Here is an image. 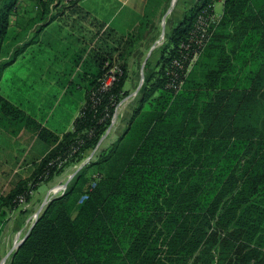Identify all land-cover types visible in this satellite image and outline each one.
I'll use <instances>...</instances> for the list:
<instances>
[{
	"label": "trees",
	"instance_id": "1",
	"mask_svg": "<svg viewBox=\"0 0 264 264\" xmlns=\"http://www.w3.org/2000/svg\"><path fill=\"white\" fill-rule=\"evenodd\" d=\"M168 1L147 0L138 30ZM21 3L0 7V59L15 48L0 71L25 51L16 45L27 32L63 15L52 30L78 33L37 39L24 69L38 79L21 82L31 89L59 76L55 85L81 90L83 104L72 129L58 133L43 125L46 113L37 119L0 93V130L9 138L28 131L45 147L27 164L29 176L0 194V235L40 186L101 145L129 96L143 37L98 21L82 1L26 0L30 12ZM203 11L216 17L197 32ZM166 41L125 133L45 206L8 264H264V0H201Z\"/></svg>",
	"mask_w": 264,
	"mask_h": 264
},
{
	"label": "rangeland",
	"instance_id": "2",
	"mask_svg": "<svg viewBox=\"0 0 264 264\" xmlns=\"http://www.w3.org/2000/svg\"><path fill=\"white\" fill-rule=\"evenodd\" d=\"M7 1L9 0H0V3L3 5ZM180 1H188L187 4L190 2L186 9L191 10V7L196 3L197 0H170L163 16V21L161 19L160 26H162V23L165 24L169 17L173 16V12L177 5H179L178 3H180ZM19 9L30 12L33 7L30 3L28 4L23 1L19 5ZM222 10L223 2L218 1L215 4L216 14L220 16ZM15 18L18 20L19 14H17ZM180 21L181 19L178 18L175 25L176 28L178 27ZM16 23L17 22L14 23V27ZM172 34L173 31H170L166 37H164V40L159 41V43L162 44H159L160 46L158 45L156 52L154 49L149 55L148 53L150 51V46L147 45L146 47L141 46L139 58L135 53L137 59L136 62L133 60L130 65V77L125 85V90L129 91V96L119 104L117 112L112 120V124L103 137L101 145L98 148L92 150L80 164L69 168L62 176L53 182L40 186L32 203L28 205L24 204L20 212L17 211L10 217V220L1 231L0 235V264L9 263L15 246L22 239H24L26 235H28L35 221L43 212L45 206L53 199L63 195L73 183L74 177L79 173L84 172V169L90 165V162L97 159L96 155L101 150H110L114 148L119 138L125 133L134 110L138 107L144 87L151 77V74L159 66L156 65V58L159 56V54L163 53V49L165 48L167 42L166 40ZM82 38H84L85 43L88 42L87 45H93L92 41L89 42V36H83ZM32 49L29 50L26 48L25 51H23L17 57V64L10 70L6 69L0 71V79L3 77V81L0 86V93L10 100L17 101L18 104L21 102V106L31 109V111L33 110V116L36 117L37 115V119H41V116L45 115L46 113V118L42 119L41 121L47 123L48 127L57 128V126H60L57 128V130H59L58 132L64 130L63 127L71 130L72 124L75 118L78 116L80 108L83 104L82 91L77 90L73 93L64 95V90L53 83L48 84L47 80L46 85H38L31 89H27L25 87V83L21 82V79L25 81H27L28 78L32 81L38 79V77H30L26 72V69H24V62L25 60L27 61V56ZM8 51L10 54L7 57H2L0 59V65L5 63L11 57V55H13L15 48H12L11 46ZM151 59L153 62L150 61ZM147 62L149 63L147 64ZM13 64L7 65L10 67ZM53 98L55 99L53 100ZM51 106H53V111H49ZM31 137H33V134L21 137L19 139L9 138L8 135L6 136L4 134L3 130H0L1 195L3 193H7L20 177L27 178L29 176L27 164L32 161L33 155H35V157H40L44 153L45 149H42L44 144H38L35 138L33 139ZM107 138L108 140H106ZM30 139L31 142H29ZM104 140H106V142H104L105 144L103 143ZM92 172L93 170H89V174H92ZM71 173H74V177L70 176Z\"/></svg>",
	"mask_w": 264,
	"mask_h": 264
},
{
	"label": "crops",
	"instance_id": "3",
	"mask_svg": "<svg viewBox=\"0 0 264 264\" xmlns=\"http://www.w3.org/2000/svg\"><path fill=\"white\" fill-rule=\"evenodd\" d=\"M23 1H26V0H23ZM58 1H61V5H65V3H67L68 0H58ZM146 2H147V0H126V1H120V0H118V1L82 0L83 7L86 10H88L92 14V16L94 18H96L98 21L106 22L107 26H113L115 29H118L119 31H124V33H126V34H134V33L139 32V31L143 32L142 39L140 40V42L138 44H136V50H135L134 55L132 56V58L130 60V65H131L133 60H134V62H136L137 56L139 58L141 46L142 47H146L147 45L150 46V51L148 53L149 55L151 54L150 52H152V50H154V49L156 52V48H158V45L162 44V43H159V41L164 40V37H166V35L170 31H173L176 28L175 25L177 23L178 18L181 19L178 26L181 25V23L185 17L186 12L189 11V9H186V7L190 3L189 2L187 4L188 1H180V3H178L179 5H177L176 9L173 12V16L169 17V19H168V21L170 20L169 23L167 21L165 24L162 23V26H160L161 19L163 21V18H164L163 16L166 12L167 5H168L169 1L166 2L164 4L163 8H161V10H160V14L158 15V19L155 20L154 22H152V24L148 28H144V30H142V29L138 30L141 19L144 18V14H145V10H146ZM199 2H200V0H197L196 3L191 8H193ZM61 5L58 7V10L61 8ZM172 5H173V1H172ZM0 7H1V3H0ZM52 15H54V16L47 17L43 21L42 24L39 23V24L35 25L33 29H31L29 32H27L24 40L16 45V49H18V48L21 49L22 47H24L25 44L27 45L26 48L29 50L34 48L37 45L38 40H40L41 37L46 35L47 33L51 34L54 37V40L52 41L53 43H55V41L57 39H58L57 41H59V38L68 35L67 32H69L70 34L71 33L72 34L78 33L77 31H71V30L62 31V32L58 29L52 30L53 28L56 27L57 23H59L64 18L63 15H56L55 13H53ZM33 16L34 15H26V21H28V19L30 17L33 18ZM20 18H21V14H19V20L21 21ZM15 21H16V19L13 18L12 19V25L13 26H12V29L10 31L11 34H15L16 31H19V28L14 27ZM40 26H44V29L39 30ZM78 36H80V34H78ZM155 52H153V53H155ZM135 53L137 54V56H135ZM161 57H162V53L159 54V56L156 58V65H159ZM150 61L153 62L152 59ZM148 63L149 62H147V64ZM16 64H17V62L14 63L10 67L6 66L2 70H6V69L10 70ZM46 69H48V67H46ZM57 77H59V76L48 74V76L44 75L43 79L47 80V81L49 80V81H51L50 83H53L55 85L56 82L60 81V79H61V78H58L59 80L55 79ZM2 81H3V77H1V79H0V86H1ZM64 95H65V91H64ZM28 114H30V113H28ZM43 125L49 129L53 130V131H56V132L59 131V130H57V128L60 127V126H57V128H50L47 126V123H44ZM63 129L64 130H62L61 132H58V133L68 131L67 128L63 127ZM27 135H31V134L28 131H23L18 138L25 137ZM108 138L106 140H108ZM106 140H104L103 143L106 142ZM42 149H45V147H42ZM34 157H35V155H33V158ZM26 158H27V156H26ZM73 175H74V173L70 174V176H73Z\"/></svg>",
	"mask_w": 264,
	"mask_h": 264
},
{
	"label": "built area",
	"instance_id": "4",
	"mask_svg": "<svg viewBox=\"0 0 264 264\" xmlns=\"http://www.w3.org/2000/svg\"><path fill=\"white\" fill-rule=\"evenodd\" d=\"M69 1H82V0H69ZM206 16H210V15H208L207 13H206V11H203L202 12V15L199 17V23H200V25H198L197 26V32L198 31H201L202 32V30H203V26L202 25H206L207 24V22L205 21L206 19L207 20H209V18H207ZM205 17H206V19H205ZM211 17V19L214 21V19H215V17H216V15H214L213 17L212 16H210ZM195 56H197V55H195ZM196 59V57L194 58V60ZM174 64H176V65H178V62L177 61H174ZM111 81L112 80H110V83H111Z\"/></svg>",
	"mask_w": 264,
	"mask_h": 264
},
{
	"label": "water",
	"instance_id": "5",
	"mask_svg": "<svg viewBox=\"0 0 264 264\" xmlns=\"http://www.w3.org/2000/svg\"><path fill=\"white\" fill-rule=\"evenodd\" d=\"M33 226H35V224L33 225ZM33 228V227H32ZM32 230V229H31ZM31 232V231H30ZM29 232V233H30ZM29 233H28V235H26L25 236V238L24 239H22L16 246H15V249H14V251H16L17 249H19L20 248V246L26 241V239L28 238V236H29ZM13 251V252H14Z\"/></svg>",
	"mask_w": 264,
	"mask_h": 264
}]
</instances>
